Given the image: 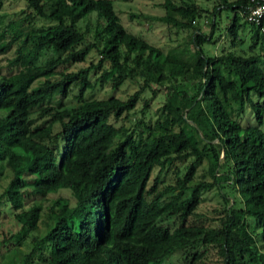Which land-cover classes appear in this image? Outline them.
<instances>
[{
    "label": "trees",
    "instance_id": "trees-1",
    "mask_svg": "<svg viewBox=\"0 0 264 264\" xmlns=\"http://www.w3.org/2000/svg\"><path fill=\"white\" fill-rule=\"evenodd\" d=\"M113 1L25 0L27 10L0 29V55L11 49L7 72L0 73V164L10 172L0 201L19 225L13 244L39 222L40 206L24 208L26 196L66 189L74 200L72 206L61 197L53 201L50 225L42 235L30 236L20 264L57 255L75 264H161L173 251L186 250L189 236L216 247L220 264H264L247 223L252 220L264 247V32L243 22L252 2L216 0L209 33L203 35L194 25L202 9L191 0H163L162 15L151 20L190 29L192 46L189 53H163L124 30ZM218 10L229 14L230 45L239 40L238 31L249 28L247 54L204 53ZM90 51L98 56L94 63L50 80L58 66L80 63ZM145 72L164 94L150 123L137 121L127 130L110 122L134 109L146 80L123 99L85 96L94 83L105 80L114 89ZM93 74L98 76L91 81ZM72 85L76 104L53 109L52 98L66 96ZM154 94L150 89V98ZM150 98L142 101L141 112ZM33 113L39 124L33 125ZM200 165L209 181L192 184ZM168 168L175 170L172 184L158 190L155 174L147 186L154 169ZM214 185L224 203L216 228L198 227L194 233L182 222L173 231L157 224L164 214L191 216L200 191ZM233 192L239 207L233 206ZM163 196L168 200L158 203Z\"/></svg>",
    "mask_w": 264,
    "mask_h": 264
},
{
    "label": "rangeland",
    "instance_id": "rangeland-1",
    "mask_svg": "<svg viewBox=\"0 0 264 264\" xmlns=\"http://www.w3.org/2000/svg\"><path fill=\"white\" fill-rule=\"evenodd\" d=\"M163 0H127L113 1V7L117 16L119 17L120 23L124 30L128 33L134 34L140 37L148 44H151L159 48L163 53H173L181 49H185L186 53L192 51V46L189 44V33L190 29H174L159 21L151 20L155 16L162 15V8L159 7ZM178 2L179 0H172ZM197 7L202 9L203 12L200 13V17L195 19L194 25L197 26L199 33L207 35L209 33V18L211 16L212 7L216 5V0H191ZM25 0H2V6L0 8V29L10 20H14L17 17V13L26 11ZM21 15V14H20ZM213 17L215 19L214 30L211 34V42L203 44V51L208 56H216L222 52H232L234 54H247L248 46L251 43V32L248 27L242 28L238 31L239 40L235 41L233 45H230V36L226 32V27L229 24V14L226 11L218 10V12H213ZM228 15V16H226ZM152 17V18H151ZM87 26L92 29L94 23V15L91 14L87 18ZM80 27L83 28L84 21L79 23ZM252 51H256L254 47ZM11 56V49L0 55V73H6L5 59ZM98 56L94 51H90L85 59L80 63L75 64H63L57 67L56 74L50 77V80H58L59 72H74L79 68L85 67L88 63H94ZM106 66V65H105ZM98 74H93L90 80H94ZM154 75L145 72L142 76H137L132 80H124V82L118 87L112 89L108 81H100V83H94L92 89L85 92L87 98H105L112 95L116 98L123 99L127 95L131 94L133 91L137 90L139 85L146 80L147 87L142 90L139 95V100L136 103L133 110L129 111L118 120H111V124L114 127H122L124 129L130 130L134 127L137 121H143L150 123L154 120L156 111L163 101L164 94L162 87H159L153 81ZM42 80L35 81L33 85H38ZM150 89H155L156 94L150 98ZM76 93V87L70 86L67 90L66 96L61 97L56 95L52 98L49 105L53 109L69 108L76 104V99L73 95ZM148 108L141 112L142 101L149 99ZM57 99H59V105H57ZM33 125L39 124V121L35 113L32 114ZM47 119V115L45 116ZM42 118V119H45ZM53 131L58 129L56 124H53ZM133 134V139H136L137 132ZM117 139L114 138L110 144V148L114 145ZM188 161V160H187ZM185 160L182 164L178 166L180 170L184 164H187ZM172 167V166H171ZM174 169H162L157 171L154 169L148 180L147 186L151 184V179L155 174L158 175L157 189L161 190L165 185L172 184L174 181ZM182 171V170H181ZM10 172L7 168L0 164V192L4 185L6 184ZM200 180L209 181V177L205 172L204 166L200 165L193 177V183H197ZM227 189L222 187V192L226 193ZM226 195V194H224ZM230 195V194H228ZM235 202L234 207L241 206V201L238 193L233 192ZM227 196V195H226ZM64 198L67 203L72 206L73 198L69 191L66 189H58L54 192H47L43 196L32 198L26 196L24 208H27L31 203H38L40 206V217L37 223V228L34 232L29 234L19 245L13 244L10 239L12 235L18 231L19 225L15 222L12 216V211L9 206L0 201V264H20L22 255L26 253L30 247V236L31 235H42L45 230L50 225L48 207L51 206L56 198ZM168 198L163 196L158 203L162 204L167 201ZM224 203L220 198L216 186H212L208 190H201L199 194V200L196 207L193 210L191 216L186 217L181 220L178 214H164L157 220V224L168 228L173 231L177 228L180 223L184 225L185 228L192 229L196 233V228H216L218 225V220L222 215ZM247 223L249 224V231L255 238L259 250L264 252V247L257 241V230L252 227L253 222L251 219L247 218ZM200 236L196 238L189 236L187 249L182 251L176 250L170 253L166 258L163 259L161 264H220L216 260L215 250L216 247L211 248L200 242ZM194 258H192V256ZM61 255L54 257H44V260L37 258L33 259L31 264H75L73 259L67 258L64 261H60Z\"/></svg>",
    "mask_w": 264,
    "mask_h": 264
},
{
    "label": "built area",
    "instance_id": "built-area-1",
    "mask_svg": "<svg viewBox=\"0 0 264 264\" xmlns=\"http://www.w3.org/2000/svg\"><path fill=\"white\" fill-rule=\"evenodd\" d=\"M252 4L248 6L243 17V22L254 26L258 32H264V0H250Z\"/></svg>",
    "mask_w": 264,
    "mask_h": 264
}]
</instances>
